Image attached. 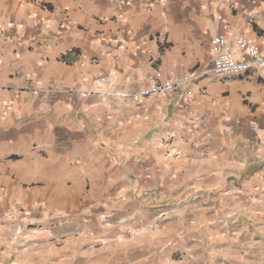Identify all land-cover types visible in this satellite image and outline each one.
Wrapping results in <instances>:
<instances>
[{"label":"crops","instance_id":"0c3cea01","mask_svg":"<svg viewBox=\"0 0 264 264\" xmlns=\"http://www.w3.org/2000/svg\"><path fill=\"white\" fill-rule=\"evenodd\" d=\"M238 33L264 0H0V264H264V68L121 95Z\"/></svg>","mask_w":264,"mask_h":264},{"label":"built area","instance_id":"2783aa9c","mask_svg":"<svg viewBox=\"0 0 264 264\" xmlns=\"http://www.w3.org/2000/svg\"><path fill=\"white\" fill-rule=\"evenodd\" d=\"M212 60L207 68L190 73L171 76L155 83L150 88H142L133 92H123L124 98L136 102L165 94H173L180 88L202 74H210L216 78L236 76L251 70L264 68V53L256 41L242 33L231 36L218 35L211 40ZM102 81L109 82L108 78ZM16 234H19L16 230Z\"/></svg>","mask_w":264,"mask_h":264}]
</instances>
